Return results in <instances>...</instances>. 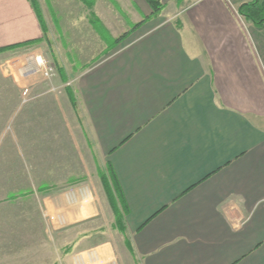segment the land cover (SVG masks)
<instances>
[{
  "label": "crops",
  "instance_id": "obj_1",
  "mask_svg": "<svg viewBox=\"0 0 264 264\" xmlns=\"http://www.w3.org/2000/svg\"><path fill=\"white\" fill-rule=\"evenodd\" d=\"M71 1L66 33V11L38 0L44 34L30 0H0V47L45 36L57 68L77 70L72 120L51 129L28 114L14 135L55 162L30 163L22 189L0 197V264H264V27L239 12L250 0H163L113 50L151 14L147 0ZM34 64L17 67L30 89ZM108 165L125 229L101 181Z\"/></svg>",
  "mask_w": 264,
  "mask_h": 264
},
{
  "label": "rangeland",
  "instance_id": "obj_2",
  "mask_svg": "<svg viewBox=\"0 0 264 264\" xmlns=\"http://www.w3.org/2000/svg\"><path fill=\"white\" fill-rule=\"evenodd\" d=\"M69 2L71 3L72 1L54 0L51 6L52 12H56L59 16H63L61 13H65L64 11L70 14L67 8V3ZM64 8H66V10H64ZM68 13L66 16H63L62 25L66 28V33H71V24L73 19H71V16L69 17ZM128 24L130 25L131 22H128ZM110 28L114 33H119V21H113V24L110 25ZM114 38L115 37H112V39ZM105 45H107V43H105ZM116 46L112 48L110 44L109 49L113 50L116 48ZM52 52H54L53 43L48 44L46 42H42L14 51V53H12L10 56L6 54H0V197H4L9 191H17L18 189H22L21 182L23 177L21 173L23 169L29 167L30 163L38 164L40 161L39 159L43 156L46 158V162H55L53 148H51V152H49V154L46 156L29 155L25 152L26 146L24 144V140L14 137V135L18 136L20 133H23V131H28L29 129L27 122H24L23 120L24 116L31 114L33 116L31 118L34 119H39V115L41 117H45L46 119L51 120L47 122V127H52L51 129H53L54 126H59L61 128V125L64 122L67 125L65 119L72 120V118L69 116L71 114L73 115V110L69 104L67 97L68 95L65 92V89L72 85L70 80H73L77 76V70L72 71L70 69L67 71V73L64 71V69L61 71V68H57L56 63L54 62ZM30 55L35 62L33 67L36 68L35 71L37 72L38 76H41V78L38 77L36 79L28 100L24 101L25 96L23 92L24 88H27L28 85L25 84L22 79L24 78V73L28 72V68H26L27 71L24 69V72V70L20 71V69L17 67H24V62L26 61L27 57L29 59ZM38 56H41L45 63L42 67L36 66L35 60ZM61 61L65 63L70 61V63L73 62L77 65L79 63L77 60L72 59ZM83 61L87 64L92 63L91 60ZM95 61H97V59L94 60V62ZM19 63L22 65L19 66ZM58 65H60V62H58ZM45 66L48 68H55V74L50 79L45 78L43 74ZM62 72L64 73L62 74ZM68 72L70 73L68 74ZM14 73H16L18 76H16ZM61 75H63V80H65L64 77H66V81L68 82L63 84ZM44 86L48 88L52 86H58L57 90H59L53 93L50 92V94L45 93L46 90ZM36 124L38 126V123ZM36 124L34 125L36 126ZM34 125H32V127H34ZM62 157L63 155L59 156L57 160L60 162V160L63 159ZM85 158L87 161H89V165L95 164L91 156H86ZM98 165L100 164L96 163V165H94L93 169L95 174L97 173L96 167H98Z\"/></svg>",
  "mask_w": 264,
  "mask_h": 264
},
{
  "label": "trees",
  "instance_id": "obj_3",
  "mask_svg": "<svg viewBox=\"0 0 264 264\" xmlns=\"http://www.w3.org/2000/svg\"><path fill=\"white\" fill-rule=\"evenodd\" d=\"M30 1L38 16L44 34H46L48 28L43 15L42 8L38 0H30ZM85 2L89 3V5H93L92 4L93 0H85ZM147 2L150 4L152 8L151 14L144 16V18L141 21L133 24L129 30L122 32L119 36L114 38L110 43L112 48L118 45L119 43H121L123 40H125L130 34H132L135 30H137L145 21L160 15V13L165 7V3L163 2V0H147ZM239 12L244 16L246 20L254 23L256 26L264 27V0H250L244 2L240 4ZM44 37L29 39L22 42H17L6 46H2L0 47V53L7 50H14L16 48L23 46L38 44L44 40ZM64 79L67 80L66 77H64ZM66 90L69 94L72 103L75 105L76 98L73 90L69 86L66 88ZM100 177L107 198L115 214L116 225L120 226L122 229H125L126 226L125 215L129 213V210L125 202L124 196L122 195L121 187L117 181L116 173L113 170L112 166L108 165L107 170H100Z\"/></svg>",
  "mask_w": 264,
  "mask_h": 264
},
{
  "label": "built area",
  "instance_id": "obj_4",
  "mask_svg": "<svg viewBox=\"0 0 264 264\" xmlns=\"http://www.w3.org/2000/svg\"><path fill=\"white\" fill-rule=\"evenodd\" d=\"M227 1H228V3L230 5L234 6L235 0H227ZM35 61H36V66H39V67H42L45 64L44 61H43V59L41 58V56L36 57V60ZM32 69H33V71L36 70V68H34V67ZM43 74H44L45 78L50 79L55 74V68H53V67H49L48 68V67L45 66L44 71H43ZM52 90H57V87L56 86H53L52 87ZM23 94L25 96L24 101L28 100V98H29V96L31 94L30 87L24 88Z\"/></svg>",
  "mask_w": 264,
  "mask_h": 264
},
{
  "label": "flooded vegetation",
  "instance_id": "obj_5",
  "mask_svg": "<svg viewBox=\"0 0 264 264\" xmlns=\"http://www.w3.org/2000/svg\"><path fill=\"white\" fill-rule=\"evenodd\" d=\"M254 24V23H253Z\"/></svg>",
  "mask_w": 264,
  "mask_h": 264
}]
</instances>
